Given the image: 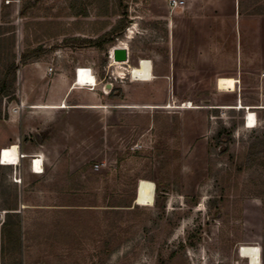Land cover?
Masks as SVG:
<instances>
[{"label": "rangeland", "instance_id": "obj_1", "mask_svg": "<svg viewBox=\"0 0 264 264\" xmlns=\"http://www.w3.org/2000/svg\"><path fill=\"white\" fill-rule=\"evenodd\" d=\"M184 1L123 0L122 15L119 0H0V81L18 69L0 146L46 156L40 175L32 159L0 165V264H250L252 246L264 264V0H239V18L234 0ZM125 22L105 50L87 43ZM121 44L128 65H112ZM237 58L239 80L226 77ZM71 60L100 90L33 109L60 106ZM144 60L155 79L133 81ZM93 100L105 108H77ZM141 180L155 184L151 207L136 205Z\"/></svg>", "mask_w": 264, "mask_h": 264}, {"label": "bare ground", "instance_id": "obj_2", "mask_svg": "<svg viewBox=\"0 0 264 264\" xmlns=\"http://www.w3.org/2000/svg\"><path fill=\"white\" fill-rule=\"evenodd\" d=\"M122 48H127L126 44L120 45ZM120 48V47H119ZM128 49V48H127ZM114 51V50H113ZM111 61L113 64H125V63H117L114 61L113 53H111ZM127 63V62H126ZM84 69H79V76L76 77L77 81L80 85L83 86H96L97 80L92 75ZM131 76L133 81L136 82H151L154 77L153 73V65L150 61H141L138 67H134L131 71ZM186 107H189L190 104H186ZM192 107V106H190ZM246 128L253 129L258 125L257 116L254 112L248 111L246 117ZM22 156L19 154V147L16 144H13L11 147L5 149L0 153V165L2 166H18L20 163ZM35 162L32 161L31 170L35 174H43V162L39 159H34ZM155 202V184L153 182L147 180H141L138 184L137 195H136V205L143 207H151ZM240 255L244 259H248L250 264H262V254L259 246L252 247H242L240 249Z\"/></svg>", "mask_w": 264, "mask_h": 264}, {"label": "crops", "instance_id": "obj_3", "mask_svg": "<svg viewBox=\"0 0 264 264\" xmlns=\"http://www.w3.org/2000/svg\"><path fill=\"white\" fill-rule=\"evenodd\" d=\"M194 1V0H192ZM234 3H235V9H236V14H237V18H239L240 16V13H239V10H238V7H239V0H234ZM71 64L73 65H76L75 67L78 68H86V69H91L92 72H93V76L96 78L97 80V85L96 86H83V85H80L77 81H79V78L78 80L75 78V81L73 82V84H69V88H68V91L66 92L65 96L62 97V100H61V104L60 106H56V105H59V104H55V103H48L47 105H41V106H34L32 107L33 109L35 110H56V109H67L69 108V106L67 105V101L68 99L72 96V94H74L75 92H77L78 90H83V89H88V90H92L93 92H97L100 90V80H99V76L95 70V68L93 66H90L88 64H84L82 62H79L78 64H75L74 60H71ZM112 65H115L113 64V62L111 63ZM127 66L128 65V62L125 63V64H122V65H115V66ZM37 66H39V64H37ZM41 68V67H40ZM74 69V68H73ZM46 70V69H44ZM132 71V70H131ZM229 73H232V74H228L226 77H235V78H238L241 79L240 75H242V72H243V66H242V62L239 60V58H237L236 60V63L235 65H233V69H229L227 70ZM73 72V71H72ZM131 72H129L130 74ZM74 74V72L72 73ZM58 83H55L53 85V87H60V89H66V82H63L61 80H58L57 81ZM146 83V82H145ZM96 102H94V100L92 102H90V104H85L84 106H77V108L79 109H101V108H105L104 106H98L95 104ZM133 107H137V106H133ZM138 109V108H136ZM13 144H16L18 145L19 147V154L22 156L21 161H24L25 159H39L40 161L43 162V168H44V162H45V159H46V156L43 154V153H38L36 151H28L26 149V147H24V145H22V143L18 140L14 143L10 142L8 145H4V146H0V153L2 150H5L9 147H11ZM6 147V148H5ZM44 170V169H43ZM35 174V173H33ZM35 175H40V174H35Z\"/></svg>", "mask_w": 264, "mask_h": 264}, {"label": "trees", "instance_id": "obj_4", "mask_svg": "<svg viewBox=\"0 0 264 264\" xmlns=\"http://www.w3.org/2000/svg\"><path fill=\"white\" fill-rule=\"evenodd\" d=\"M119 6L121 8V14L122 15H126L127 11H126V7L123 6V0H119ZM125 8V10H124ZM128 26V22L124 23L123 26L121 28H115L114 31H112L111 33L105 35L104 37L96 40V41H89L87 42L88 44H90L92 47L98 48L99 50H105V46L107 43L112 41V35L113 34H117L119 32H122L126 27ZM46 52L40 50H36L33 52H30L29 54H24L22 56V62H26L29 59H33V58H41L43 55H45ZM17 67L15 65H12L3 80L0 81V100L8 97V96H13V85L16 82V78H17ZM259 154L261 153H249L246 161L243 162L242 167H252L253 164L255 163V161L258 159ZM241 167V169H242ZM162 264V263H160Z\"/></svg>", "mask_w": 264, "mask_h": 264}, {"label": "built area", "instance_id": "obj_5", "mask_svg": "<svg viewBox=\"0 0 264 264\" xmlns=\"http://www.w3.org/2000/svg\"><path fill=\"white\" fill-rule=\"evenodd\" d=\"M169 7L173 8V9H183L185 7V1L184 0H170L169 2ZM115 49V48H114ZM110 58H111V53H110ZM81 69V68H80ZM84 69L83 71H86L88 72L89 74H92L93 75V72L91 69H86V68H82ZM53 71V69H49V73L51 74ZM79 76V69L76 70V77ZM4 150L1 151V155H2V152ZM33 163L35 162V160H32ZM101 169V166L100 165H96L94 167V171L95 172H99Z\"/></svg>", "mask_w": 264, "mask_h": 264}, {"label": "water", "instance_id": "obj_6", "mask_svg": "<svg viewBox=\"0 0 264 264\" xmlns=\"http://www.w3.org/2000/svg\"><path fill=\"white\" fill-rule=\"evenodd\" d=\"M114 61L117 63H126L129 61V52L127 48H115L113 51ZM111 89V85L106 86Z\"/></svg>", "mask_w": 264, "mask_h": 264}]
</instances>
